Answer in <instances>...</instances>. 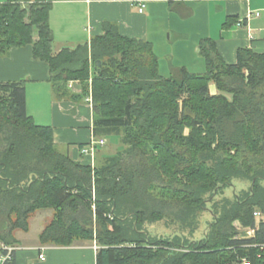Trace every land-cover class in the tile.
<instances>
[{"label": "trees", "instance_id": "16d2710c", "mask_svg": "<svg viewBox=\"0 0 264 264\" xmlns=\"http://www.w3.org/2000/svg\"><path fill=\"white\" fill-rule=\"evenodd\" d=\"M49 7L0 3V56L30 44L56 98L81 99L90 89L93 136L117 135L119 146L93 165L72 159L55 146L52 126L25 113L23 83L0 82V241L15 243L12 232L50 208L39 242L95 241V264H264V220L256 225L253 216L264 215V50L238 47L227 63L204 37L202 72L180 66L163 76L152 43L109 21L89 42L54 52ZM233 24L246 18L229 15L222 26ZM234 180L248 188L223 195ZM204 210L212 220L197 239L146 229L167 218L192 232ZM235 220L254 233L240 234Z\"/></svg>", "mask_w": 264, "mask_h": 264}, {"label": "crops", "instance_id": "0c3cea01", "mask_svg": "<svg viewBox=\"0 0 264 264\" xmlns=\"http://www.w3.org/2000/svg\"><path fill=\"white\" fill-rule=\"evenodd\" d=\"M5 1L0 0V3ZM35 1L19 0L24 7ZM45 1L50 3L48 23L54 52L89 42L102 32L101 26L106 21L115 23L123 36L150 41L163 76L180 66L202 72L205 64L198 43L204 37L216 41L217 49L227 63L235 62L238 47H249L257 52L264 50V0ZM139 2L144 5L141 12L138 11ZM257 11H260L259 15L250 16ZM229 15L246 18V25L233 24L223 28ZM36 38L34 31L33 39ZM7 81L23 83L25 113L36 124L52 126L55 146L85 164L93 165L102 159L103 155L97 150L92 157L80 153V144L88 143L93 137V111L88 95L81 99L56 98L49 81L48 65L33 58L30 44L14 46L6 55L0 56V82ZM209 89L211 93L216 92L211 85ZM72 92L79 93L77 88ZM36 212L28 219V230ZM52 215L53 210L50 218ZM49 220H42L38 235ZM27 231L17 229L12 232L13 245L19 247L13 264H95L98 248L95 241L75 240L68 246L42 244L37 239L35 243H28ZM41 246L44 247L43 259L38 258Z\"/></svg>", "mask_w": 264, "mask_h": 264}, {"label": "rangeland", "instance_id": "374dc122", "mask_svg": "<svg viewBox=\"0 0 264 264\" xmlns=\"http://www.w3.org/2000/svg\"><path fill=\"white\" fill-rule=\"evenodd\" d=\"M251 15L257 16V15H255V13H251L250 16ZM72 81H74V80H72ZM68 83H67V86H68ZM72 84L73 85L75 84V85H74V88H70V90L76 91V88H77L78 92L80 93L81 92L80 81L76 80V82H73ZM210 85H211V89H213L215 91L214 84L211 83ZM87 95L91 97L90 89H89V93ZM37 123H38V121H37ZM118 142H119V137L117 135H114V134L106 135V136H104V144L100 145V146L96 145V146H98L96 148V150H98V154L103 155V156L107 155V154L108 155L113 154L118 150V146H119ZM248 185L249 184L247 181L234 180L233 185L227 186L224 188L223 195L228 196V197H232L234 192L240 193L241 192L240 190L247 189ZM221 197H222V195L219 193L216 196V199L217 198L220 199ZM208 205L210 207V204H208ZM50 211H52L50 208L39 209V210H37L36 214H34L35 216L36 215L37 216L36 217L34 216V218L32 220H30L31 222H30L29 230L25 234L26 238L28 240V243H35L38 240V232L40 230V226H42V224H43L42 220L45 219L44 222H47L49 220ZM39 214H40V216H39ZM199 214L200 215L198 216V225L196 226V229L192 232H190V230L188 228H185L184 226H182L178 221H173V220L167 219V218H163L162 220L155 221L152 224H147L146 229L152 234H156V235H160V236H164V237H172L173 235L178 234V235L187 236L188 238L197 239V238L202 236V233H204L206 225H207L206 222H208L210 219L212 220V214L210 212H208L207 210H204L203 212H199ZM233 225L237 231L240 230V234L246 233V235L249 236L245 227L242 226L239 221L235 220L233 222ZM18 232H20V231H18Z\"/></svg>", "mask_w": 264, "mask_h": 264}, {"label": "built area", "instance_id": "2783aa9c", "mask_svg": "<svg viewBox=\"0 0 264 264\" xmlns=\"http://www.w3.org/2000/svg\"><path fill=\"white\" fill-rule=\"evenodd\" d=\"M143 3L139 2V7H138V11L141 12L143 10ZM255 15H258V12H255ZM73 82H76V80L74 81H70L68 83V87L72 88L73 86ZM87 100L91 103V97L88 96ZM104 144V138L100 137V138H95L94 136L90 139V141L86 144V146L80 148V153L83 155H90L91 157L94 154V151L96 149V145L100 146ZM253 216L255 218V224L258 225V221L260 220H264V215L261 214L258 211H254L253 212ZM240 231V230H239ZM247 233L249 235H252L254 233V230L252 228H248L246 229ZM245 231V232H246ZM19 249L18 246L13 245V244H7L5 242L0 241V264H13L14 261V256H15V252ZM43 250L44 247H39V254H38V258L39 259H43L44 255H43ZM241 264H248V261L243 257L240 260Z\"/></svg>", "mask_w": 264, "mask_h": 264}, {"label": "water", "instance_id": "95a60500", "mask_svg": "<svg viewBox=\"0 0 264 264\" xmlns=\"http://www.w3.org/2000/svg\"><path fill=\"white\" fill-rule=\"evenodd\" d=\"M96 63L98 64V63H99V61H96Z\"/></svg>", "mask_w": 264, "mask_h": 264}]
</instances>
